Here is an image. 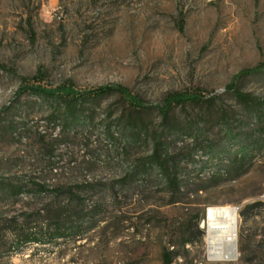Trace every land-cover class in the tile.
<instances>
[{"label":"rangeland","instance_id":"1","mask_svg":"<svg viewBox=\"0 0 264 264\" xmlns=\"http://www.w3.org/2000/svg\"><path fill=\"white\" fill-rule=\"evenodd\" d=\"M35 77L47 91L118 92L72 101L20 93ZM231 84L250 100L240 101ZM175 95L200 101L165 115ZM159 144L179 163L177 203L150 163ZM62 188L79 190L83 229L95 224L75 239L20 245L47 223ZM257 201L264 0H0V264H164L165 249L172 264H259L264 212L247 222L240 214ZM216 207L240 208L234 261L207 259L195 218Z\"/></svg>","mask_w":264,"mask_h":264},{"label":"trees","instance_id":"2","mask_svg":"<svg viewBox=\"0 0 264 264\" xmlns=\"http://www.w3.org/2000/svg\"><path fill=\"white\" fill-rule=\"evenodd\" d=\"M229 90L233 91L236 97L240 101H248L250 100L248 95H245L239 91V89L234 86V84L229 85ZM118 92V89L113 87H100L96 89H91L84 93H77L72 91L71 89H59L54 91H47L39 84L38 79L35 77L32 81H25L24 85L20 89V93L27 92H38L44 93L51 96L55 95H63L66 98H69L70 101L78 100L79 98L91 97V98H99L102 96H106L113 92ZM119 91L123 93V90ZM125 92V91H124ZM200 101L199 97L195 95H175L172 98L166 101L165 106L162 109V112L167 115L175 106L187 104V103H198ZM130 104L135 108H142L141 104L137 103L135 99L131 98ZM73 103L69 104V107H72ZM129 125L134 129H137L138 123L137 121L131 120ZM159 144L153 154L150 157V163L152 165H156L159 167L167 179L168 186L172 191L173 197L170 201V204L179 202L175 196L181 193L182 189V181L179 178V168L177 157H170L165 155L163 146ZM149 163V162H148ZM147 162H141L137 166V173L144 174L146 172ZM135 173V174H137ZM129 177H125L122 183L128 179ZM93 186L92 184L90 185ZM62 195L54 196V199L49 201L48 206H56L55 210L51 211V215L48 218L47 223L45 225L40 226L38 228H34V230L21 235L19 241L20 245L27 244H52L55 243L59 239H75L77 237H81L84 232L90 230L91 227L95 224H92L88 229H83V225L81 224V220L83 219L84 209L80 206V198H79V190L75 188H62ZM15 196H19L21 194V189L14 190ZM60 197H63V202H59ZM66 202V203H65ZM97 210V206L93 207L86 216L94 218L95 211ZM255 210L260 214L264 212V202L257 201L252 204H248L241 210V218L244 222L249 221L254 214ZM50 212V211H49ZM201 216H196V226L199 225L201 220ZM94 220V219H92ZM251 242L252 240L248 238L247 230L243 229L241 233V252L243 255H247L249 259L247 261L250 263L253 261L254 253L251 252ZM257 257L259 264H264V245H261L257 250ZM250 255V256H249ZM252 256V257H251ZM163 260L164 264H172L173 254L169 252L167 249L163 251Z\"/></svg>","mask_w":264,"mask_h":264},{"label":"bare ground","instance_id":"3","mask_svg":"<svg viewBox=\"0 0 264 264\" xmlns=\"http://www.w3.org/2000/svg\"><path fill=\"white\" fill-rule=\"evenodd\" d=\"M225 208L231 207H216L210 208L209 211H217L223 210ZM207 212V213H208ZM234 212L227 211L224 214L225 222H224V229H223V238H216L210 237L208 241V259L210 261H234L238 257L237 248L235 245V237L233 232L230 230L232 229V222L234 220ZM220 217H223L220 215ZM213 225L211 224L210 227Z\"/></svg>","mask_w":264,"mask_h":264},{"label":"built area","instance_id":"4","mask_svg":"<svg viewBox=\"0 0 264 264\" xmlns=\"http://www.w3.org/2000/svg\"><path fill=\"white\" fill-rule=\"evenodd\" d=\"M227 211H232L235 214L234 220L232 222V229L230 228V230L234 234L235 245H236L237 252H238L237 243H238V231H239V220H240V217H239L240 208L239 207L225 208L223 210H217V211H209L208 213H205L204 216L201 218L199 225H200V228L205 230L206 232L207 245H208V241L210 237L223 238L224 234L222 231L224 229V222H225L224 214ZM220 215L223 217H220ZM211 224L213 225L212 227H210ZM208 248H209V245H208ZM208 261L210 260L208 259Z\"/></svg>","mask_w":264,"mask_h":264}]
</instances>
